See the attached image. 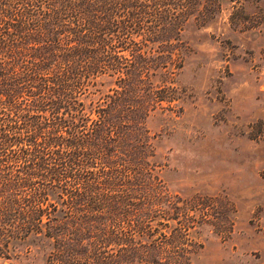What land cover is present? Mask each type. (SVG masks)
<instances>
[{
  "label": "trees",
  "instance_id": "obj_1",
  "mask_svg": "<svg viewBox=\"0 0 264 264\" xmlns=\"http://www.w3.org/2000/svg\"><path fill=\"white\" fill-rule=\"evenodd\" d=\"M219 11L218 0H0L1 258L194 264L147 121L172 109L171 54L185 53L191 17Z\"/></svg>",
  "mask_w": 264,
  "mask_h": 264
},
{
  "label": "rangeland",
  "instance_id": "obj_2",
  "mask_svg": "<svg viewBox=\"0 0 264 264\" xmlns=\"http://www.w3.org/2000/svg\"><path fill=\"white\" fill-rule=\"evenodd\" d=\"M218 1L181 34L172 109L147 125L194 264H264V0ZM2 251L0 264H44Z\"/></svg>",
  "mask_w": 264,
  "mask_h": 264
}]
</instances>
